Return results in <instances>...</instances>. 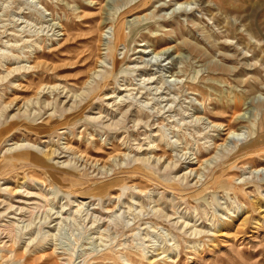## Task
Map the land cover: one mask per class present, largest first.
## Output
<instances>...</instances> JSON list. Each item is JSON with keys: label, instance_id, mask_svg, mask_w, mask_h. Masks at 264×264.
<instances>
[{"label": "rangeland", "instance_id": "374dc122", "mask_svg": "<svg viewBox=\"0 0 264 264\" xmlns=\"http://www.w3.org/2000/svg\"><path fill=\"white\" fill-rule=\"evenodd\" d=\"M0 242L264 264V0H0Z\"/></svg>", "mask_w": 264, "mask_h": 264}, {"label": "bare ground", "instance_id": "6f19581e", "mask_svg": "<svg viewBox=\"0 0 264 264\" xmlns=\"http://www.w3.org/2000/svg\"><path fill=\"white\" fill-rule=\"evenodd\" d=\"M106 99H107V98H106ZM31 160H32L33 162H37V163L42 162V160H41V159H38V158H37V159L34 158V159H31ZM20 229H21V228H20ZM26 229H27V228H26ZM25 231H26V230H25ZM27 231H28V230H27ZM27 231H26V233H28ZM27 240H28V239H27ZM0 243H2V242H0ZM31 243H32V242L29 241L27 244H25V245H26L25 250L28 248V246H29ZM0 247H1V244H0ZM45 249H47V248H45V247H43V246H42V247H39V249L37 250V252H38V253H39V252H40V253H41V252H44ZM53 254H54V253H53ZM56 254H57V253H56Z\"/></svg>", "mask_w": 264, "mask_h": 264}]
</instances>
